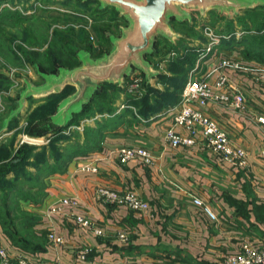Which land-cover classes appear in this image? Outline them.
Returning <instances> with one entry per match:
<instances>
[{"label":"crops","instance_id":"obj_1","mask_svg":"<svg viewBox=\"0 0 264 264\" xmlns=\"http://www.w3.org/2000/svg\"><path fill=\"white\" fill-rule=\"evenodd\" d=\"M217 51L219 56H208L200 73L214 80L213 68L219 64L220 54L240 60L249 69L229 71L245 95V107L210 103L203 111L227 132L234 146L247 151L248 167L239 169L225 162L201 139L191 147H169L165 141L168 128L188 134L172 121V107L177 103L147 120L128 119L129 126L106 131L95 147L75 155L62 172L47 178L36 230L46 237L52 230L64 243L47 241L44 250L36 252L40 264H78L77 253L86 246L94 264H224V257L238 251L244 242H264V123L259 121L264 117V80L258 79L264 71V55L248 57L243 45L223 47L222 42ZM123 146L146 148L151 163L137 159L118 162L116 150ZM85 162L96 171L81 170L80 164ZM101 186L119 194L134 190L148 207L135 212L99 200L94 192ZM65 197L75 198L78 205H64L49 213ZM195 197L211 205L219 215L217 222L201 213L193 203ZM80 216L102 234L83 228L77 222ZM122 231L127 234L125 242L118 238ZM0 248L12 253L18 249L1 226Z\"/></svg>","mask_w":264,"mask_h":264},{"label":"rangeland","instance_id":"obj_2","mask_svg":"<svg viewBox=\"0 0 264 264\" xmlns=\"http://www.w3.org/2000/svg\"><path fill=\"white\" fill-rule=\"evenodd\" d=\"M80 1H0V168H3L0 182V226H5L9 231L16 230L21 236L27 234L25 239L31 242H39L41 239L48 241L46 234L36 230V225L33 230H28L20 224V220L28 216L41 218L38 207L47 194L50 165L61 163L65 157H68L66 159H69V163L75 155L95 147L106 131L113 130L117 125L124 128L130 124L128 119L142 117L139 111L141 106L137 108L131 103L142 94H146L149 104L157 95L153 89L163 92L164 99L169 98L178 93L172 81L180 84L183 80L185 84L191 75L198 76L195 72L206 64L208 57L205 55L201 58L207 43L205 27H211L218 35L236 30L237 37L248 36L250 39L264 18L262 9L246 14L243 11L238 14L217 10L204 14L191 11V20L183 24L172 19L170 26L180 35V40L172 42L177 51L160 49L164 46V37H156L153 46L155 54L146 59L162 75L157 81L154 78L149 87L143 85L146 81L144 75L141 85L145 88L143 90L140 85L139 93L127 91L124 83L119 87L100 85L95 97L82 108L81 114L74 116L71 124L55 136H51V133L56 126L50 121L55 113L54 106L74 89L45 100H27L12 124L2 131L5 118L18 107V98L26 82L31 85L40 84V72L55 73L59 68L76 67L79 61L73 55L74 52L86 51L93 58L108 53L112 48L110 38L118 36L120 28L127 24L113 7H101L96 0H88L86 5L80 6ZM244 27L251 29V34H244ZM172 52L175 54H170ZM189 55L193 57V63H189ZM183 64L190 68L186 78L182 76ZM136 72L140 71L134 68L131 74ZM168 77L178 80H168ZM145 104L143 101L142 106ZM27 146L33 147L32 151L26 152ZM17 159L19 166L10 169L9 164L16 163ZM12 190L29 198L30 203ZM5 236L11 243L9 237ZM22 239L20 242L25 244L26 240Z\"/></svg>","mask_w":264,"mask_h":264},{"label":"built area","instance_id":"obj_3","mask_svg":"<svg viewBox=\"0 0 264 264\" xmlns=\"http://www.w3.org/2000/svg\"><path fill=\"white\" fill-rule=\"evenodd\" d=\"M207 35V43L202 52L201 58L205 55L217 54V47L225 35L215 34L211 27H205ZM170 54H175L172 52ZM219 56V53L217 54ZM220 62L213 68L215 74L214 80L210 79L201 72L199 64L198 70L195 72L198 76H190L186 81L180 99L176 106L172 107V121L175 125L182 126L187 130L188 134H182L175 128H168L165 132V141L171 148L181 146H194L198 139L203 140L204 144L214 153L220 156L225 162L239 169L248 167V153L244 148L234 146L227 132L219 125V123L206 114L203 109L210 103H218L234 108H244L246 98L244 93L238 86L233 83L229 69L248 70L238 59L230 58L220 54ZM196 67V68H197ZM258 79L264 80V71L259 73ZM143 76L136 72L130 74L123 81L127 91L138 92L142 84ZM259 121L264 123V117H259ZM116 158L120 163H126L128 160L137 159L143 164H149L152 161L150 152L141 146L127 147L123 146L116 150ZM83 171L95 172L96 167L90 163H82L79 167ZM95 196L99 200L113 202L125 205L135 212L144 211L148 207V203L142 200L134 190H128L123 194L117 193L115 190L108 187H97ZM195 206L200 208L201 213L210 221L217 222L219 220L218 213L206 202L203 198L195 197L193 199ZM76 207L78 201L75 198H62L58 204L52 206L49 213H56L61 209V206ZM77 222L88 230H91L95 235H101L102 230L96 228L94 224L85 217H77ZM118 238L125 242L127 234L125 231L118 233ZM47 239L53 245H61L64 243L63 237L57 235L54 231L47 232ZM90 247L81 248L77 253L78 264H94L89 261ZM40 264L41 257L38 253L25 252L16 249L15 253L0 248V264ZM224 264H264V242L254 243L246 241L241 248L232 253H228L224 259ZM165 264V263H160Z\"/></svg>","mask_w":264,"mask_h":264},{"label":"water","instance_id":"obj_4","mask_svg":"<svg viewBox=\"0 0 264 264\" xmlns=\"http://www.w3.org/2000/svg\"><path fill=\"white\" fill-rule=\"evenodd\" d=\"M101 7H113L124 17L127 24L120 28L118 36L111 37L112 48L101 57L93 58L86 51H78L79 65L74 68H59L55 73L40 72L42 83L31 85L18 98V107L4 120L2 131L10 120L25 107L27 100H45L71 87L74 91L64 98L51 116L56 127L69 124L74 114L89 103L102 83L122 85L124 78L133 69L152 83L158 72L146 55L153 51L157 36L170 42L180 38L170 26V20L178 22L191 20V11L206 13L217 10L226 14H238L248 9L264 5V0H96Z\"/></svg>","mask_w":264,"mask_h":264},{"label":"trees","instance_id":"obj_5","mask_svg":"<svg viewBox=\"0 0 264 264\" xmlns=\"http://www.w3.org/2000/svg\"><path fill=\"white\" fill-rule=\"evenodd\" d=\"M0 1H2V0H0ZM88 2V0H81L80 1V6H84V5H86V3ZM262 9H264V5H261V6H259V7H257V8H254V9H248V10H245V11H243L245 14L246 13H253L254 11H259V10H262ZM172 19H174L177 23H180V24H183V23H185V22H187V21H189V20H186V21H184V22H178L175 18H172ZM171 19V20H172ZM171 20H170V23H171ZM258 26H260V27H257V31H254V35H250L251 37H250V39H249V37L248 36H242V37H237V35H236V30H233V31H231V33L230 34H223L222 36H226V37H223L222 38V40H221V42H222V46L223 47H234V46H236V45H243L244 46V52H245V54L246 55H248V57H250V56H252V54H254V55H256L259 59L260 58H262V56L264 55V18H262V20H261V22H260V25H258ZM243 31H244V34H251L250 32H251V29H249L248 27H244L243 28ZM180 40V39H179ZM178 40V41H179ZM163 41L165 42L163 45V47H161L160 49H165V48H168V49H172V50H174L175 52L177 51L176 50V46L174 45V43H172V42H170V41H168L167 39H163ZM155 49L153 48V51H152V53L151 54H148V55H146V58H147V56H149V55H154L155 54ZM73 55L75 56V57H77V52H74L73 53ZM187 59L189 60V63H193V57L192 56H188L187 57ZM184 62V61H183ZM175 63H172V65H174ZM171 65V64H170ZM182 67H183V69H184V73L182 74V76H184L185 78H186V76H187V70L188 69H190V68H186V66L183 64L182 65ZM186 68V69H185ZM50 73H52V72H50ZM140 73V72H139ZM141 75H143L142 73H140ZM161 75L162 74H157L156 75V81H157V79L159 78V77H161ZM144 77V76H143ZM128 77H125L124 78V81L127 79ZM163 78H166L165 76H163ZM144 79V78H143ZM168 80H172V79H177L178 80V78H172V77H168L167 78ZM146 81H144V86L145 87H149L150 86V84L149 83H145ZM186 83V82H185ZM102 84H105V85H109V86H113V85H115V86H117V87H119V85L118 84H108V83H102ZM102 84H100V85H102ZM99 85V86H100ZM143 85H141L143 88V90H144V86ZM176 85V86H175ZM185 85V84H183V80H182V82H180V84L178 83V84H174V81H172V86H175V90H177L178 91V93L176 94V95H171L169 98H163L162 97V93L163 92H160L159 90H154L153 89V91L154 92H156L157 93V95H156V97L153 99L154 101L153 102H151L150 104H149V102H148V97L146 96V94H142V96L140 97V98H138L136 101H133V102H131L132 103V105L134 106V107H137V108H139V106H141L140 108H139V111L142 113V118L143 119H149L151 116H153L155 113H157V112H159V111H161L164 107L166 108V107H169V106H172V105H175L176 103H178V101H179V99H180V94H179V92H180V90H182L183 89V86ZM122 87V86H121ZM170 87V86H169ZM168 86H167V88H169ZM68 89H73V88H71V87H68V88H66L64 91H66V90H68ZM170 89V88H169ZM64 91H62L61 93H63ZM165 91H167V89L165 90ZM97 92H98V89L95 91V93H94V95H93V97H92V99L95 97V95L97 94ZM60 94V93H59ZM55 95H58V94H54V95H51V96H55ZM51 96H49V97H51ZM48 97V98H49ZM91 99V100H92ZM161 99H163V100H161ZM91 100H90V102H91ZM143 101H145V106H142V103H143ZM89 102V103H90ZM89 103H87V104H85L83 107H85V106H87ZM147 105V106H146ZM149 105V106H148ZM55 109H54V112L56 111V108H57V103L55 104ZM82 107V108H83ZM82 111V110H81ZM81 111L79 112V113H77V114H74L73 115V117L74 116H76V115H79V114H81ZM53 112V113H54ZM16 117L17 116H15V117H13L11 120H10V122H9V124H8V127L12 124V122L16 119ZM73 117H72V119H73ZM72 119H71V121H72ZM71 121L69 122V124H67L66 126H63V127H56L55 128V130H53V132L51 133L52 135L51 136H55V134H58V133H60L61 132V130L64 128V127H67L68 125H70L71 124ZM26 152H29V151H32V149H33V147H31V146H27L26 147ZM21 158V157H20ZM19 158V159H20ZM66 158H68V157H65L64 159H63V161H61V163H59V164H55V163H53L52 165H50L49 167H48V171H49V174L48 175H52V174H54V173H60V172H62L64 169H65V167H66V165H67V163H68V160L69 159H66ZM19 159H17V161H16V163H10L9 164V166H11L10 167V169L11 168H16L17 166H19V164H20V162H19ZM70 159H71V157H70ZM11 160H8V162H10ZM2 170H3V168H0V182H1V176L3 175L2 174ZM15 194H17L18 192L16 191V190H12ZM19 194V193H18ZM21 197H23V198H26V196L24 197V196H22V194H19ZM26 201L27 202H29V198H26ZM30 203V202H29ZM29 217V218H28ZM28 217H26V218H21V225H24V226H26V228L28 229V230H30V229H32L33 230V228L35 227V225L37 224V223H39V221H40V217L39 216H28ZM2 227V229H3V231H4V233L9 237V239H10V241H11V243L16 247V248H18V249H20V250H22V251H25V252H32V253H36V252H41V251H43L44 250V247H45V243H46V240L44 241V240H40L39 242H31V241H29V240H27V239H25V238H27V234L26 235H23V236H21L16 230H8L5 226L3 227V226H1ZM30 233H32V231L30 232ZM21 238H23L24 240H26V243L25 244H23V243H21L20 242V239ZM22 239V240H23ZM44 239H46V238H44Z\"/></svg>","mask_w":264,"mask_h":264}]
</instances>
